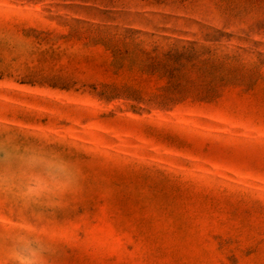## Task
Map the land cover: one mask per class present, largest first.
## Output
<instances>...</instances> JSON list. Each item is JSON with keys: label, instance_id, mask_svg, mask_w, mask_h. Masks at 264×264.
Listing matches in <instances>:
<instances>
[{"label": "rangeland", "instance_id": "1", "mask_svg": "<svg viewBox=\"0 0 264 264\" xmlns=\"http://www.w3.org/2000/svg\"><path fill=\"white\" fill-rule=\"evenodd\" d=\"M264 264V0H0V264Z\"/></svg>", "mask_w": 264, "mask_h": 264}, {"label": "clouds", "instance_id": "2", "mask_svg": "<svg viewBox=\"0 0 264 264\" xmlns=\"http://www.w3.org/2000/svg\"><path fill=\"white\" fill-rule=\"evenodd\" d=\"M21 264H38L36 250L32 249L31 244L25 246V253Z\"/></svg>", "mask_w": 264, "mask_h": 264}]
</instances>
